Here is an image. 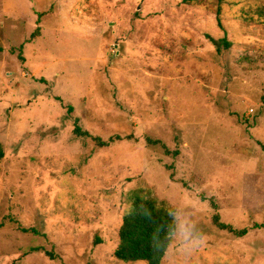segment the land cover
I'll return each mask as SVG.
<instances>
[{"label": "rangeland", "instance_id": "374dc122", "mask_svg": "<svg viewBox=\"0 0 264 264\" xmlns=\"http://www.w3.org/2000/svg\"><path fill=\"white\" fill-rule=\"evenodd\" d=\"M0 143V264H146L136 196L161 264H264V0H0Z\"/></svg>", "mask_w": 264, "mask_h": 264}, {"label": "trees", "instance_id": "16d2710c", "mask_svg": "<svg viewBox=\"0 0 264 264\" xmlns=\"http://www.w3.org/2000/svg\"><path fill=\"white\" fill-rule=\"evenodd\" d=\"M224 44L226 47L229 46L226 41ZM20 59L22 60V57ZM74 133L79 137L92 138L89 133L81 131L78 126L75 127ZM92 140L99 148L108 147L114 141L111 138L108 142H104L97 137ZM146 143L152 146L161 144L159 141L148 138ZM165 152L168 153L167 150ZM3 157L4 150L0 143V160ZM213 222L219 230L229 231L237 237H243L248 233L247 229L234 231L230 226L221 223L218 215L214 216ZM257 227L255 225V228ZM176 229L177 218L173 209L155 199L136 196L132 201L130 212L122 219L118 233L119 243L113 255L118 261L126 263L161 264Z\"/></svg>", "mask_w": 264, "mask_h": 264}]
</instances>
